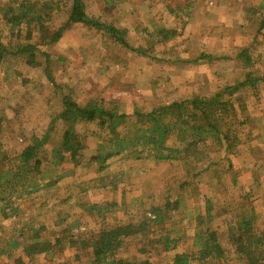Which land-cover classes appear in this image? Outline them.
Returning a JSON list of instances; mask_svg holds the SVG:
<instances>
[{"label": "rangeland", "instance_id": "1", "mask_svg": "<svg viewBox=\"0 0 264 264\" xmlns=\"http://www.w3.org/2000/svg\"><path fill=\"white\" fill-rule=\"evenodd\" d=\"M8 1L0 0V34L13 45L22 38L37 46V55L8 56L0 72L2 152H21L53 126L46 149L51 159V147L69 137L68 127L54 122L65 94L84 107L98 101L131 116L195 93L238 86L246 68L264 73V0H87V13L114 22L126 43L84 23L65 28L62 3L66 10L71 5L63 0L51 5L46 20L50 33L61 26L63 36L44 46L40 31L27 24L15 29L16 18L3 17ZM159 28L175 33L158 42L165 33H151ZM243 50L251 54L249 67L238 58ZM203 51L214 56L197 60ZM236 89L230 106L241 123L247 122L232 145L207 137L189 146L187 135H174L171 143L182 147L186 159L180 153L174 161H159L146 150L137 158L115 157L104 170L92 162L64 163L51 173L61 174L57 184L15 197L14 211L0 210V247L7 244L11 250L17 240L25 250L1 255V264H16L21 253L25 264H92L102 230L142 218L143 199L175 201L167 227L178 246L167 250L155 242L158 226L127 239L123 251L133 261L172 263L199 248L201 232L214 231L228 249L219 264H264L261 248L250 245L238 228L241 216H252L254 232L264 238V85ZM104 128L103 120L79 126L87 160ZM210 198L213 218L207 215ZM85 204L100 207L89 211Z\"/></svg>", "mask_w": 264, "mask_h": 264}, {"label": "trees", "instance_id": "2", "mask_svg": "<svg viewBox=\"0 0 264 264\" xmlns=\"http://www.w3.org/2000/svg\"><path fill=\"white\" fill-rule=\"evenodd\" d=\"M60 1L63 2V0H11L6 4L3 17L6 19L15 17L16 19L12 22L15 29L16 26L27 24V27L32 28L33 31H40L43 40L39 45H49L58 42L63 36L64 28L60 26L56 31H53L54 33H50L46 23L52 9L51 5L60 4ZM65 2L71 5V10L63 9V3L62 7L60 6L61 12L65 16V28H72L77 24L84 23L96 26L104 33L114 37L115 40L126 43L121 38V31L114 22L100 21L87 13V0H65ZM262 27H264V22L261 24V29ZM15 29L12 34L18 37ZM158 33H165L158 40L160 42L170 39L175 31L170 32L166 28H159L151 35L154 37ZM6 39L1 33L0 72H2L8 56L17 58L19 54L29 52L33 57L37 55V46L26 44L22 38H18L17 44L14 45L12 41L8 42ZM213 56V53L203 51L197 60L212 59ZM238 58L242 59V67H249L252 57L247 50H243ZM14 71L17 74L22 72L17 66ZM244 72L245 78L238 86L220 88L208 95L195 93L192 98L143 109L131 116L119 112L116 108L108 109L98 101H93L89 107H84L65 94L54 122L66 125L70 131L69 137L66 142L51 147L53 153L51 159L46 156V149L51 145L53 126L47 128L42 136L38 135L36 141L21 152H2L4 119L0 113V210L5 211L7 208H11L14 211L16 209L13 207L15 197L20 194H29L31 191L41 188L42 185L48 186L54 182L57 184L58 179H61V174L57 172L53 176L51 173L54 169L60 170L64 163H73L79 166L86 162H92L98 165V169L104 170L115 157L125 155L137 158L143 155L142 153L146 150L159 161H174L179 158L180 153H183L180 158L186 159L187 156L182 147L171 143V137L174 135H187L189 146H192L194 141H201L207 137L217 143L232 145L231 143L242 137L247 121L241 123L240 113L230 106V99L234 98L236 88L257 89L259 84L264 85V73L253 70L248 72L247 68ZM48 78L52 79V76L50 75ZM99 120L104 121L105 133L98 140L96 152L91 155L90 160H87L86 147L82 141L79 126L90 125ZM85 183V181L81 182L82 185ZM173 202L175 201L170 199L154 204L150 199H143L140 204L145 207L142 218L115 227H105L94 244L91 263L150 264L148 261H133L123 251V247L126 245L127 239L153 230L158 226L161 228L153 236L154 241L165 245L167 250L176 248L178 238L174 237L167 227L172 220ZM210 203L211 198L207 206V215L209 218H213V208ZM85 207V210L94 211L99 210L100 205L85 204ZM238 228L246 233L250 245L255 243L258 248H261L260 259L264 255V238L254 232L252 216H241ZM58 240L60 239L58 238ZM71 240L78 241L73 238ZM199 241L200 245L197 250L185 253L169 264H219L227 258L228 249L223 238L217 232H201ZM6 247H8L7 244L0 247V256L5 253L13 256L14 252L20 248L25 250L17 240L12 241L11 250ZM31 250L27 249L29 255ZM22 254L24 253L16 257V264H25Z\"/></svg>", "mask_w": 264, "mask_h": 264}, {"label": "crops", "instance_id": "3", "mask_svg": "<svg viewBox=\"0 0 264 264\" xmlns=\"http://www.w3.org/2000/svg\"><path fill=\"white\" fill-rule=\"evenodd\" d=\"M104 2L108 3L107 0H103ZM10 2V0L8 1V3ZM111 4V3H110Z\"/></svg>", "mask_w": 264, "mask_h": 264}]
</instances>
